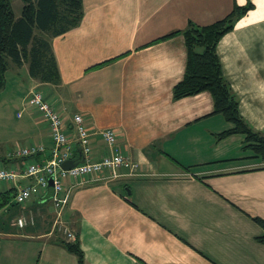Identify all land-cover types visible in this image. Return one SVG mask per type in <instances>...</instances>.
<instances>
[{
    "label": "crops",
    "instance_id": "obj_1",
    "mask_svg": "<svg viewBox=\"0 0 264 264\" xmlns=\"http://www.w3.org/2000/svg\"><path fill=\"white\" fill-rule=\"evenodd\" d=\"M248 3L216 55L240 115L264 135V0H82L78 25L49 39L59 83L30 77L26 63L5 71V84L19 79L21 101L41 91L70 136L72 116H82L91 161L121 153L137 165L116 178L107 170L64 178L70 194L62 222L78 239L84 264H264V244L255 240L261 228L251 219H264V159L244 148L241 134L217 138L231 124L214 112L208 91L173 98L187 62L181 31ZM4 102L0 120L15 122L24 146L41 145L42 162L52 148L46 120L35 109L34 119L23 118L6 105L18 103L12 96ZM102 129L115 132L112 146ZM72 145V159L82 160L77 141ZM3 158L5 168H22L20 159ZM51 193L49 187L22 205L12 194L0 205L12 212L0 223V264H78L54 225Z\"/></svg>",
    "mask_w": 264,
    "mask_h": 264
},
{
    "label": "trees",
    "instance_id": "obj_2",
    "mask_svg": "<svg viewBox=\"0 0 264 264\" xmlns=\"http://www.w3.org/2000/svg\"><path fill=\"white\" fill-rule=\"evenodd\" d=\"M21 2L20 15L15 17L10 0H0V90L5 85L4 74L11 63L16 66L26 63L30 77L39 82L59 83V72L49 39L77 26L82 18V0ZM251 7V3L234 6L224 17L207 25L187 24L181 31L187 49L186 68L181 81L173 87V98L208 91L213 99L214 112L231 124L228 129L218 133L217 138L241 134L244 136V148H249L255 156L264 159V135L250 128L240 115L237 98L222 75L216 55L219 39ZM38 155L34 156V160ZM0 160L3 162L5 159L1 157ZM15 191V188H11L0 192V205L8 203ZM251 219L261 228L255 240L264 244V219ZM62 243L76 256L78 264H84L77 238Z\"/></svg>",
    "mask_w": 264,
    "mask_h": 264
},
{
    "label": "built area",
    "instance_id": "obj_3",
    "mask_svg": "<svg viewBox=\"0 0 264 264\" xmlns=\"http://www.w3.org/2000/svg\"><path fill=\"white\" fill-rule=\"evenodd\" d=\"M26 101L31 108H34L41 113L46 120L49 129V136L52 142V148L49 155L42 162L34 160V156L43 152L41 145H28L16 148L9 154V157L22 159V168L20 171L8 168H0V181L13 182L21 177L27 179V183L16 188L13 196V201L16 204L22 205L26 203L31 197H40L48 186V178L53 176L51 187V203L55 211L54 225L56 229L60 230L65 239L74 241L73 233L62 222V213L64 207L69 200L70 190L63 186L65 177L73 179H80L86 176L98 175L101 171H109L108 178H116L120 176L119 170L125 169L128 175L135 172L137 165L128 157L121 153H114L104 156L100 160L91 161L89 159V131L86 128L83 118L79 114H74L71 118L74 128L72 136L65 131L66 122L62 114L45 99L41 91L32 89ZM99 136L112 146L116 139V134L111 129H102L98 132ZM77 141L83 161L79 162L68 170H60L56 173L59 164L67 159H72L73 156V141ZM43 197V196H42ZM16 223L23 226L25 221L23 218H18Z\"/></svg>",
    "mask_w": 264,
    "mask_h": 264
},
{
    "label": "rangeland",
    "instance_id": "obj_4",
    "mask_svg": "<svg viewBox=\"0 0 264 264\" xmlns=\"http://www.w3.org/2000/svg\"><path fill=\"white\" fill-rule=\"evenodd\" d=\"M10 3L15 17H19L23 3L21 2V0H10ZM20 74L26 75V73L22 71ZM10 79L11 76H9L8 81H6L4 88L0 90V105L5 104L4 99L8 100L12 96L14 97V99H18V103L16 102L17 104L13 103L12 105L8 103L6 105L14 110L16 108L17 110L21 109L19 111V114H22L23 118L31 116L34 119V108H31V106L28 105L26 98H24V101H21L22 97L24 96V92L23 89L17 87L19 79L16 77L12 78L11 80ZM24 145L25 144L18 138L15 122L10 120H0V158L2 156H9V154L16 148ZM6 151H8L9 153L5 154ZM0 168H5L2 163H0ZM12 184H14V188H17L15 183L12 182ZM8 187H12L10 182L0 181V190L8 189ZM13 207L14 206H11L9 208L12 209ZM8 211L0 210V223H5L10 219V217L12 216V212L6 213Z\"/></svg>",
    "mask_w": 264,
    "mask_h": 264
},
{
    "label": "water",
    "instance_id": "obj_5",
    "mask_svg": "<svg viewBox=\"0 0 264 264\" xmlns=\"http://www.w3.org/2000/svg\"><path fill=\"white\" fill-rule=\"evenodd\" d=\"M82 161H83V159L80 161H75L73 159H67V160H65L59 164V167L56 169V173L59 172L60 170H68V169L72 168L73 166H75L76 164H78L79 162H82ZM47 182H48L49 187L52 186L53 176H50L48 178Z\"/></svg>",
    "mask_w": 264,
    "mask_h": 264
}]
</instances>
